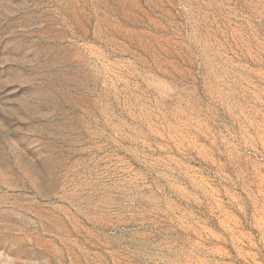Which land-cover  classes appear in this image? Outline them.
<instances>
[{"label": "rangeland", "instance_id": "obj_1", "mask_svg": "<svg viewBox=\"0 0 264 264\" xmlns=\"http://www.w3.org/2000/svg\"><path fill=\"white\" fill-rule=\"evenodd\" d=\"M0 264H264V0H0Z\"/></svg>", "mask_w": 264, "mask_h": 264}]
</instances>
